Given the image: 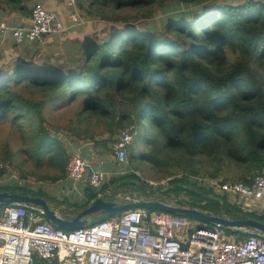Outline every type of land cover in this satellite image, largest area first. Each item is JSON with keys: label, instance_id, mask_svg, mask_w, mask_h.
I'll return each mask as SVG.
<instances>
[{"label": "trees", "instance_id": "1", "mask_svg": "<svg viewBox=\"0 0 264 264\" xmlns=\"http://www.w3.org/2000/svg\"><path fill=\"white\" fill-rule=\"evenodd\" d=\"M37 3L0 0V16H28ZM84 7L83 18L94 15L105 25L119 26L113 30L104 26L100 33L82 39L50 42L42 58L32 55L0 67V122L9 120V127L20 132L22 148L31 160L56 169L47 176L50 180L66 177L69 153L57 135L61 127L47 110L74 102L79 108L65 128L79 137L84 134L101 151L112 153L122 129L137 130L143 124L155 135L144 144L151 159L163 147L181 156L178 161L184 157L200 161L223 179L230 178L231 164L238 170L234 179L246 182L264 171V0H87ZM51 122L53 134L45 127ZM129 146L128 159L133 162ZM7 155L10 161L11 153ZM114 163L111 171L124 165ZM135 170L129 167L125 174L108 175L98 188L84 186L81 205L71 203L73 214L62 216L71 219L99 194L113 185L125 187L119 182L130 178L139 183L127 184L134 186L128 194L150 198L148 181ZM3 180L5 167H0V190L42 195L40 186L37 190L26 183L4 185ZM64 182V187H71L68 180ZM170 183L173 195L162 192L163 202L197 206L229 218L264 220V214L221 202L181 175H174ZM4 205L0 203V211ZM114 214L121 212L107 213ZM105 219L109 218L97 213L89 224ZM45 221L49 222L46 217ZM220 229L237 239L252 234ZM33 264L57 263L34 259Z\"/></svg>", "mask_w": 264, "mask_h": 264}, {"label": "built area", "instance_id": "2", "mask_svg": "<svg viewBox=\"0 0 264 264\" xmlns=\"http://www.w3.org/2000/svg\"><path fill=\"white\" fill-rule=\"evenodd\" d=\"M64 2L70 8L68 19L82 23L76 0ZM29 17L28 24L0 23V29L10 32L17 43L37 44L66 29L57 13L41 3L32 7ZM136 133L134 126L120 131L111 155L114 162H125ZM124 172L127 170L102 169L77 154L66 163L68 180L94 188L102 186L108 175ZM188 179L209 192L223 194L228 204L243 212L264 214V171L248 182L209 175ZM131 199L127 195L123 202ZM42 215L35 207L4 205L0 211V264H33L34 259H55L57 264H264V236L259 231L237 239L223 233L220 226L196 225L182 214L130 208L112 219L72 230L56 227L41 219Z\"/></svg>", "mask_w": 264, "mask_h": 264}, {"label": "rangeland", "instance_id": "3", "mask_svg": "<svg viewBox=\"0 0 264 264\" xmlns=\"http://www.w3.org/2000/svg\"><path fill=\"white\" fill-rule=\"evenodd\" d=\"M86 1L87 0H76V6L79 7L78 10L83 12L84 14H86L85 13L86 6L84 7ZM156 13L160 14L158 11ZM85 17L83 18V21H87V17L86 18ZM88 18H90L89 24L90 25L92 24L93 28L98 33H100L101 31L100 29L104 26H106L104 28H108L109 30H113L114 27L116 28L119 26L118 23L116 24L111 22L105 25L104 22H100L99 18L94 15H89ZM78 108H79L78 104L74 102L72 104L63 106L61 108H57V109L53 108L51 110H47V113L53 114L52 116L53 120L51 119V121L53 123L59 124V126L61 127L60 129H58L57 135L59 140L62 142L63 145L62 147H64V150L69 153V158L74 154L81 156L82 152L87 151L88 158L87 157L86 158L90 160L91 163L99 166L100 168H103L104 165L108 163V159L111 160L110 165L115 164L112 159L111 152H108L106 150L101 151L102 150L101 146H97V147L91 146L90 138L86 137L84 134H82L83 137H79L75 133H73L72 130H67L65 128V125H67V123L70 124L68 122L69 117H71L73 112ZM52 122L45 124V127L49 129L50 134L54 133L53 129L55 128V125ZM86 124L90 126L89 121H86ZM9 125H10L9 120L0 122V167H5V180L3 181H7V182H3L2 184L6 185V183H10V182H11L10 184L26 183L29 186H36L37 190L39 189L38 185H41L43 188L45 189L47 188L50 191V193L53 195V197L60 196L59 194H61L62 189L64 190L69 189L62 185L63 182H59V181L53 182L47 177L48 175H52L56 172V169L54 167L48 166L47 162L42 161L40 164H36L33 160H31L30 155L27 154V152L24 150L25 148H22L23 142L20 140L22 135L18 131L17 133L14 130V128H10ZM137 130L138 133L134 136L132 142L129 144L130 146L128 145L130 151L133 154L132 155L133 162H129L128 154H127L128 149H127L126 160L124 162V165H122L119 168V171L122 170L128 171L129 167H131L132 169H137L135 170V173L138 175V177H140L142 181L146 179V181L151 183L149 184L148 182L147 183L145 182L146 187L147 189H150L151 191L157 193L158 198L163 199L161 197L162 194L160 192V189L162 187H166L168 185L167 183L168 180L172 179L174 175H181L184 178H190L195 176L208 175L209 172L210 173L209 176H213L212 174H214V172L212 171V168H206L205 164H203L202 162L192 161L191 159L189 158L186 159L185 157L183 161H178V157L181 156H173L169 154L163 147H161V154L157 158L151 159V155H150L151 151H149V146H145L144 144H145V139L147 137L152 136V131L150 128L145 127L143 124L140 127L137 126ZM154 136L155 135L153 134L152 137L154 138ZM21 148L23 150L21 151L18 150ZM7 152L11 153L10 161ZM4 156H6V158H4ZM143 156L145 158H143ZM108 168H109L108 166H105V169ZM189 168H191L190 172H189ZM229 170H230L229 173H231L229 179H234L233 173L238 172L237 167L231 164L229 166ZM21 173L24 174L23 177H21ZM225 174L226 173L224 172H217V175H225ZM191 182L195 184V181H190V183ZM69 184L70 186L73 187L70 188L72 193L65 195L66 197L65 202L73 207L72 210L70 211L72 212L75 207L71 203L76 202L77 203L76 205L78 206L81 205L80 202L84 197L83 187L86 185H84L85 182H81V183L69 182ZM133 187L134 186H129V185H126L125 187H117V186L114 187L113 185L111 187L112 188L111 192L107 193L106 199H115L117 193H120V196L117 197L116 200L119 203H122L126 195H129L130 197L132 196L126 193L130 192L133 189ZM25 188L28 189L29 187H25ZM25 191H32V190H25ZM209 196H213V198L219 199L221 200V202L224 201L227 203L226 198L224 197L223 194H219V193L216 194L209 192ZM69 199H71V202L69 201ZM50 206L52 207L51 204ZM195 208L199 209L197 206ZM57 212L60 213L58 210ZM102 215H106V218L112 219L113 217L118 216L119 214H114L113 216L111 215L109 216L107 214H102ZM41 218L45 220V216H41ZM188 218L190 222L193 224L212 227V225L207 222H203L201 220L192 217H188ZM225 229H230V228H225ZM245 230H247L250 233L253 232L252 229H245Z\"/></svg>", "mask_w": 264, "mask_h": 264}, {"label": "water", "instance_id": "4", "mask_svg": "<svg viewBox=\"0 0 264 264\" xmlns=\"http://www.w3.org/2000/svg\"><path fill=\"white\" fill-rule=\"evenodd\" d=\"M145 180V179H144ZM139 183L137 179L122 180L120 185ZM108 188L107 191H110ZM107 191L92 199L85 207L80 209L71 219L64 218L56 209L52 208L49 202L42 196L30 195L18 191L0 190V203L17 204L28 207H35L42 211L50 223L56 227L67 230L77 229L86 226L90 219L97 213H117L130 208H150L167 211L175 214H182L187 217L196 218L209 224L232 229H252L259 231L264 236V220L256 218H229L226 215L213 214L207 210L197 209L190 206H180L159 200L138 198L132 193V199L119 203L116 199H106Z\"/></svg>", "mask_w": 264, "mask_h": 264}, {"label": "crops", "instance_id": "5", "mask_svg": "<svg viewBox=\"0 0 264 264\" xmlns=\"http://www.w3.org/2000/svg\"><path fill=\"white\" fill-rule=\"evenodd\" d=\"M39 3L43 4L48 9L55 11L59 16V18L62 20L66 29L59 33L47 36L43 44H37L36 42H29V41L23 43H17L14 41L10 32L2 31L0 29V67L2 64L12 63L16 60H21L22 58H26L29 56L31 57L32 55L42 58L43 56L48 54L46 46L50 42L58 41V43H60V41L64 40L65 38L82 39L88 33L95 31L93 25L89 24L90 18L88 17H87V21H83L82 23H78V24H73L70 21V19H68L67 13L70 10L64 4L63 0H39ZM29 16L30 15L25 16L21 14L10 13L6 19L1 18L0 16V23H5L8 26L25 25L30 22ZM84 153H85L84 158H86L88 155L87 151H84ZM110 162L111 160L108 159V163L104 165L109 167L107 170H112L111 167L114 166V164L110 165L111 164ZM102 169L105 168L103 167Z\"/></svg>", "mask_w": 264, "mask_h": 264}, {"label": "flooded vegetation", "instance_id": "6", "mask_svg": "<svg viewBox=\"0 0 264 264\" xmlns=\"http://www.w3.org/2000/svg\"><path fill=\"white\" fill-rule=\"evenodd\" d=\"M126 172L124 173H119V174H125ZM49 178V177H48ZM50 179V178H49ZM131 179V178H130ZM62 180V181H61ZM61 180H58L59 182H63L65 183L64 181H67V176L64 178V179H61ZM128 180V179H127ZM69 182H73V181H70L68 180ZM170 179L168 180V185L166 187H162L160 189V192H168L170 191V193L173 195L172 191L170 189H173V186H172V183H169ZM68 182V183H69ZM75 183V182H73ZM42 188V195H39V196H42L44 197L51 205H52V208L58 210L60 212L61 215H72L73 212H70L72 210V206L70 204H67L66 202H64V199H66L65 195L66 194H70L72 193V191L70 190V188H73L72 186L67 189V190H64L62 189L61 191V194H59L60 196H55L53 197V195L50 193V191L46 188H43L41 185H38ZM112 190V189H111ZM110 191H107L108 192H111ZM126 193V192H125ZM118 194V193H117ZM128 194V193H126ZM62 196V197H61ZM127 196V195H126ZM138 198H145L144 196L143 197H138ZM148 199H153V200H159V201H162L160 198H158V194L153 192L151 197L148 198ZM165 200V199H164ZM69 201L71 202V199H69ZM170 202H174V200L170 201ZM66 207V208H64Z\"/></svg>", "mask_w": 264, "mask_h": 264}]
</instances>
